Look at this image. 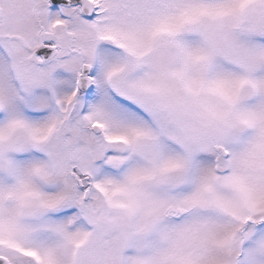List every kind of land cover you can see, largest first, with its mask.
Segmentation results:
<instances>
[{
	"label": "snow or ice",
	"instance_id": "1",
	"mask_svg": "<svg viewBox=\"0 0 264 264\" xmlns=\"http://www.w3.org/2000/svg\"><path fill=\"white\" fill-rule=\"evenodd\" d=\"M0 264H264V0H0Z\"/></svg>",
	"mask_w": 264,
	"mask_h": 264
}]
</instances>
